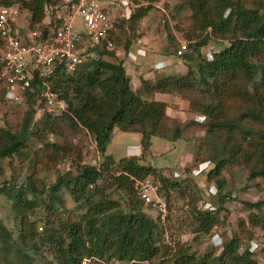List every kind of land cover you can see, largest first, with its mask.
Here are the masks:
<instances>
[{
  "label": "trees",
  "instance_id": "1",
  "mask_svg": "<svg viewBox=\"0 0 264 264\" xmlns=\"http://www.w3.org/2000/svg\"><path fill=\"white\" fill-rule=\"evenodd\" d=\"M54 1L0 0V4L24 8L28 22L35 25L43 18V5ZM132 1L135 4L136 0ZM147 1L146 4H135L127 17L114 25L110 39L115 45L120 37L119 28L134 29L152 8V1L157 0ZM183 3L189 11L192 34L187 35V45L180 56L174 54L175 49L171 54L174 60L184 59L188 63L183 73L141 78L139 85L133 88L123 58L117 62L109 60L115 48L98 49L92 59L74 71L68 73L58 68L46 78L49 90L65 102L66 110L58 118L43 111L39 121H32V113L42 106L41 103L36 105L41 84L33 77L32 91L26 95L27 108L21 122L13 131L0 130V159L8 158L13 165L18 164L22 170L30 172L24 174L19 183L11 176L0 185V195L10 202L16 222L13 234L0 219V252L5 264H32L33 258L26 250L44 257L42 249L52 256L55 264H80L85 257L95 258L94 264L114 261L152 264V259L161 252L165 253L167 247L171 251V264H256L253 254L264 249L262 242H254L257 246L251 249V239L244 238L240 251L242 241L231 235L220 242L221 250L216 256L209 253L198 256L188 248H175V243L167 239L164 231L167 217L162 224L156 215L152 218L142 209L148 205L139 197L135 182L150 177L156 193L164 197L167 205L169 188H180L186 178L195 179L190 175L191 166L183 168L185 178L179 179L171 173L164 177L152 166L141 164V155L114 159L105 154L114 130L138 134L143 152L151 146V137L178 138L182 129L164 124L166 102L154 98L156 93L175 94L187 99L189 109L199 113L196 119L204 121L198 152L203 149L208 158L195 165L208 164L203 183H212L216 198H219L212 209L202 210L195 201L197 209L191 214L193 234L209 235L213 227L217 231L220 221L226 222V211L222 206L228 196L222 191L224 168L246 166L249 177L264 178V0H251L249 6L244 0H183ZM192 37L196 40L191 41ZM212 38L225 40L227 44L204 56L201 47ZM134 39L126 38L122 47L124 54ZM158 64L151 63L149 67H158ZM59 120L63 127L84 129L92 138L101 162L99 165L81 164L78 154L74 170L56 172L51 184L36 186L34 167L38 161L23 151L25 139L36 131L38 133V124L42 132L61 134ZM44 145L52 147L57 160L69 157L71 149L48 142ZM43 156L47 159L50 154ZM107 188L124 197V207L110 196ZM196 188L199 197L201 191ZM61 191L70 197L73 209L65 207ZM239 203L238 210L243 208L247 215L239 220L238 225L263 228L264 201ZM39 204L44 209V217L41 219L42 228L39 227L41 231L37 232L36 222L30 221L29 216ZM58 209L68 214L59 225L52 218ZM159 236H163V244H159ZM35 240H38L37 244ZM161 263L163 260L158 262Z\"/></svg>",
  "mask_w": 264,
  "mask_h": 264
},
{
  "label": "rangeland",
  "instance_id": "2",
  "mask_svg": "<svg viewBox=\"0 0 264 264\" xmlns=\"http://www.w3.org/2000/svg\"><path fill=\"white\" fill-rule=\"evenodd\" d=\"M244 1L247 6L250 5L251 0ZM147 2V0H136L135 4L137 6L138 4H146ZM151 4L152 8L138 21L134 29L129 30L128 27H126V29L124 27L119 28V41H117L115 45L113 57L109 58L112 62H117L123 58V63L127 71L126 73L130 78V85L133 88L139 85L142 78L141 76L144 72H146L148 78L152 77L154 79L167 73H183L188 65L184 59L176 58V60H174L175 58L171 55L179 43L187 42V35L192 34L189 11L186 6H184L183 0H157L152 1ZM20 7L19 5V8ZM17 10L19 11L18 19H22V27H25L26 16L28 17V14L24 8H17ZM75 24L77 26L79 25L78 19L75 20ZM126 35H128L131 40L136 37L142 39L143 44L148 47H146L147 56L145 58H136L133 56L132 45L126 54L123 53L122 47L124 41L128 37ZM195 40L196 38L192 37L191 41ZM191 41L189 40V42ZM226 44L227 42L225 40L212 38L202 45L201 52L204 56H207L208 54L220 50ZM158 56L163 60H167V64H170L171 67L163 70L149 68L150 60ZM171 60H173V64H171ZM42 70L44 69L42 68ZM130 71L132 72L130 73ZM249 89L251 90V88ZM2 92L3 90L0 87V130L6 128L13 131L21 122L27 104L25 102H8L3 99ZM154 98L166 102L164 124L171 128L178 126L182 129L179 137L175 140H171L169 137H151V146L147 151L143 152L139 144L138 134L114 130L106 145L105 154H110L114 159H118L122 156L141 155V160L139 161L141 164L152 166L155 171L160 172L161 176L164 177H167L169 173L175 176V173H179L180 169L186 166L198 169L195 165L196 162L208 158V153L203 151V149H199L200 151L198 152L199 138L204 132V121L196 119L199 113L189 109V102L185 98L175 94L161 95L158 93L154 95ZM43 111L45 110L39 109V107L34 109L32 121H39L43 115ZM51 117L58 118L59 116L57 114H52ZM62 124L63 122L59 120L58 125L60 127L58 130L61 131V134L48 131L42 132L41 125L38 124L39 126L36 125L38 126V133H36L37 131L35 130L36 132L32 136L28 135L25 139L23 151L29 158H37L38 161L34 167L36 186H40L43 183L51 184L56 172L62 173L68 169L74 170L76 165L75 159L78 154L81 164L99 165L101 162L100 154L97 152L95 145L91 142L92 138L84 129H69L63 127ZM46 142L61 146L64 149H71L68 153L69 157L57 160L52 147H45L44 143ZM130 151L133 153H130ZM60 153L62 152H59V154ZM44 154H50V156L45 159L43 156ZM23 166L26 167V163H23ZM26 173L29 174V170H22L18 164L13 165V163L9 162L8 158L0 159V185L2 181L10 180L11 176H13L14 182L19 183L22 181L21 177ZM184 176L185 174L182 176V173H180V176L178 174L176 177L180 179L185 178ZM222 176L225 181L222 191L228 194V196L224 198L222 204L226 211V222L220 221L218 225L220 227H217V231L214 230L209 235L192 233L193 225L191 214L193 210L197 209L195 201L201 198V193L198 197V190L196 187L198 186L201 191L203 181L200 183L196 182V184L194 180L186 178L182 181L180 188H169L166 197L168 214L167 221L164 225V231L167 239L170 238L171 241L175 243V248L180 246L181 248H188L189 251L198 256L205 253L216 256L221 250V246H219L220 242L222 240H227L231 235L239 237L240 242L242 241V246L241 243L239 246L240 251L243 248L244 238H250L254 245L256 242H262L264 244V227H241L238 225L239 220H241V218H246L247 215V211H243V208L238 210L240 208L239 201H264V178L249 177V170L246 166L236 165L224 168L222 170ZM147 179L151 180L150 177H147ZM106 191L110 193V196L114 198L120 206L124 207V197L120 195L118 191H114L111 188H107ZM148 193L151 195V192ZM60 195L62 196L65 207L73 209L74 203L67 193L61 191ZM218 199L215 194H211V196L207 197L205 200H208L211 205H215ZM36 200L39 201L38 198H36ZM55 205L58 206L59 204L55 203ZM142 209L152 218L155 217L156 213L152 208L142 206ZM262 210L264 214V206ZM30 215L31 217L29 216V220L36 222L37 232H40L41 229L39 227L42 228L41 219L44 217L42 205L39 204ZM67 215L66 212L62 213L58 209V213L52 218L54 222L59 225L64 222ZM13 217L14 213L10 208V202L5 196L0 195V219L14 234V225L16 222H14ZM215 232L219 233L217 240L212 239L213 235L210 236ZM193 236H196V238L193 239ZM208 237H210L211 241H208ZM163 240V236L162 238L159 236V244H163ZM37 242L38 240H35L36 244ZM42 250L44 257H40L39 255L33 254L32 251L26 250V253L33 258L32 264H55L52 256L45 252L44 249ZM164 250H166L165 253L161 252L163 251L162 249L160 251L161 253L152 259V264H158L161 260H163L161 264H171L169 259L171 251H169L168 247ZM253 257L256 264H264V249L253 254ZM3 260L4 258L0 252V264H5ZM118 264H121V262ZM141 264L148 263L142 262Z\"/></svg>",
  "mask_w": 264,
  "mask_h": 264
},
{
  "label": "built area",
  "instance_id": "3",
  "mask_svg": "<svg viewBox=\"0 0 264 264\" xmlns=\"http://www.w3.org/2000/svg\"><path fill=\"white\" fill-rule=\"evenodd\" d=\"M134 6L132 0H55L43 5V18L39 23L30 25L26 16V27L21 28L17 8L0 4V87L3 99L13 103L24 102L27 93L32 91L31 81L36 77L41 84V90L36 95V105L42 104L39 109L53 115L64 112L65 102L49 90L46 78L58 68L68 73L74 71L92 59L98 49L113 50L115 44L110 34L114 25L126 18ZM76 19L79 20L78 26ZM186 45L187 42H180L174 54L180 56ZM132 46L133 56H147L146 46L140 37L134 39ZM164 65L162 63L154 68ZM207 166L206 163L197 164L198 169L192 168L190 175H204ZM180 173L182 176L185 174L180 169L175 176H180ZM135 187L142 202L155 211L159 222L165 223L167 205L164 197L156 193L155 185L145 179L135 182ZM215 192L212 183H203L201 196L206 199ZM205 199L198 200V207L212 209L213 205ZM212 235V239L218 238L216 233ZM250 246L252 249L257 245ZM94 261L93 257H85L80 264H94ZM118 263L114 261L110 264Z\"/></svg>",
  "mask_w": 264,
  "mask_h": 264
},
{
  "label": "crops",
  "instance_id": "4",
  "mask_svg": "<svg viewBox=\"0 0 264 264\" xmlns=\"http://www.w3.org/2000/svg\"><path fill=\"white\" fill-rule=\"evenodd\" d=\"M21 20L22 19H18V21H19V24H20V26H21V28H24V27H22V23H21ZM25 23H26V21H25ZM25 27H26V25H25ZM146 46V45H145ZM147 47V46H146ZM148 48V47H147ZM155 62H159V64L158 65H161L162 63L163 64H165L163 67H164V69L165 68H168V67H171L170 66V64H167V60H163V59H161L159 56L158 57H155V58H153V59H151L150 60V62H149V64H151V63H155ZM174 62H173V60H171V64H173ZM150 68V67H149ZM153 68V67H152ZM182 68V67H181ZM154 69V68H153ZM129 70H131V69H129ZM157 70H159V68H157ZM163 70V69H162ZM127 72V71H126ZM132 71H130V73H131ZM142 78H148L147 76H146V72H144V74H142V76H141ZM124 133H126V132H124ZM136 134V133H135ZM133 140V139H132ZM131 145H136V144H131ZM127 155V154H126ZM193 178H195L194 179V181H195V183L196 182H202L203 181V179H204V176L201 174V175H195ZM197 184V183H196ZM198 187V186H197Z\"/></svg>",
  "mask_w": 264,
  "mask_h": 264
}]
</instances>
